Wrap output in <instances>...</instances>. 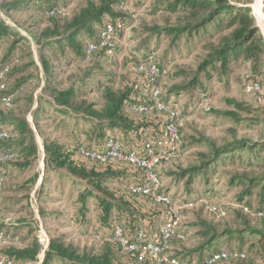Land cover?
Listing matches in <instances>:
<instances>
[{
  "label": "rangeland",
  "instance_id": "obj_1",
  "mask_svg": "<svg viewBox=\"0 0 264 264\" xmlns=\"http://www.w3.org/2000/svg\"><path fill=\"white\" fill-rule=\"evenodd\" d=\"M24 2L0 0V21L18 40H24L12 59L16 61L15 79H25L16 103L0 104V119L25 120L33 132V138L27 143L32 140L37 153L27 169L10 167L5 177L0 178V229L6 234L0 250H18L33 239L38 243V236L43 234L49 241L62 238L64 244L79 254L99 251L105 234L102 228L97 230L100 209L96 196L100 195L86 182L66 175L64 169L47 166L43 149L46 142H54L69 152L76 141L86 144L81 131L93 126L88 123L92 119L56 106L45 87L48 85L57 91L73 89L84 94L82 99L99 110L106 78L119 90L128 79L129 64L137 62H151L165 72L150 84L158 92V98L170 105L180 134L172 154L155 167L162 191L170 196L182 216L183 237L173 241L169 256L197 249L206 242L201 235L207 232L224 236L219 244L222 250L229 246L237 250L241 244L247 249L255 240L248 236V230L264 232V215L257 213L259 189L247 197V184L241 179L263 176L264 147L236 151L217 159L206 172L200 170L194 176L188 173L202 162H210L204 158L209 156L211 147L220 148L241 140L249 142L252 148L264 144V80L258 79L259 93L250 89L256 84L251 64L239 59L231 62L224 72L220 71V63L201 70L211 50L229 39L231 31L212 27L177 39L169 30L184 26L190 18L187 13L168 11L164 0H126L123 8L132 14L133 21L109 40L116 49L115 55L111 54L109 59L94 55L75 61L69 49H64L63 56L54 47L43 48L44 34L54 28V23L26 3L21 9V5L12 7ZM88 2L97 0H66L65 7L53 19L62 28ZM226 5L248 7L264 38V0H227ZM10 44H0V63ZM42 61L49 73L44 72ZM97 66L102 74L95 70ZM150 96L145 97L151 102L147 115L154 111L156 104ZM231 101L242 107L235 109ZM38 109L42 110L35 118ZM5 126L12 134L9 141L17 142L18 131L10 124ZM24 162L17 160L14 164ZM12 225H20L16 236L10 230ZM44 255L39 252L36 261L25 264H41ZM192 258L195 261L197 256ZM53 264L67 263L55 261ZM254 264H264V258Z\"/></svg>",
  "mask_w": 264,
  "mask_h": 264
},
{
  "label": "trees",
  "instance_id": "obj_2",
  "mask_svg": "<svg viewBox=\"0 0 264 264\" xmlns=\"http://www.w3.org/2000/svg\"><path fill=\"white\" fill-rule=\"evenodd\" d=\"M125 1L97 0L96 3L88 2L87 7L80 10L70 20L65 21L62 28L53 18L62 7H65L66 0H25L24 3H15L12 7L17 8L18 5H21L19 6L21 9L23 5L27 4L32 9L40 10L54 23V28L47 30L44 34V42L41 44L43 48L54 47L56 53L63 56L64 49H69L73 53L75 61H84L87 57L94 55L101 59L111 57V54H107V46L95 50L90 55H87V48L89 45L97 46L101 42V33L106 24L120 23L122 30L131 25L132 14L124 10ZM165 2L168 5V11L187 13L190 16L184 26L169 30L170 35L177 39L183 35L191 37L194 33L205 32L212 27L231 31L229 39H225L218 48L211 50L207 60L203 62L201 70L204 71L209 65L220 63V71L224 72L231 62L241 59L251 64L252 77L256 84L259 83L258 79L264 80V38L260 35L256 27V19L248 7L227 6V0H164ZM50 12L52 13L49 14ZM121 31L117 32L114 37L118 36ZM23 41V39L18 40L16 34L13 36L12 30L0 21V44L11 43L7 55L0 63V71L8 67L7 72L0 78V86H3L0 89V104L5 105V100L8 97H12L10 105L15 104L17 96L23 91L25 79H15L17 69L14 68V63L16 61L12 59L13 53L21 47ZM111 51L115 55V47H112ZM142 63L129 64L131 66L128 69V79L119 90H115L112 86L114 82L110 78H106L108 82L106 81V85L101 91L102 106L99 110L88 105L82 99L84 94L73 89L57 91L48 85L45 87V92L52 95L56 106L72 109L77 114L82 113L92 119L88 123L93 126L90 125V128L81 131L86 144H78L76 141L75 147L69 152L54 142H46L43 146L44 161L54 170L64 169L66 175L86 182L100 195L96 196L100 209L97 230L102 228L105 234L102 246L97 253L79 254L72 246L64 244L62 238L51 239L41 264H53L55 261L67 264H155V259L150 256L139 261L137 254L123 252L112 241L114 226L120 225L124 236L129 241H133L137 232L142 230L146 241L155 244L159 242L158 228L167 219L165 206L153 204L148 197L132 194L130 190L143 185L146 180L145 174L134 165L119 162L115 158H109L101 163L90 160L79 152V148H83L84 151L104 153L106 139L113 137L118 141L122 154L134 151L137 156L146 158L145 145L165 138L164 127L171 121L169 113L157 112L154 109L147 115V110L134 111L138 107L151 108V102L146 101L145 97L147 94H152L154 88L150 84L148 75L138 71V67ZM42 65L44 72L49 73L46 63L42 61ZM158 69L162 71L161 68ZM95 70L102 74L98 66ZM159 100L164 105L167 104L166 100L162 101L160 97ZM230 104L235 109L242 107L235 101H231ZM41 110L36 111L35 118L38 117ZM6 124H10L18 131L20 139L17 142L9 141L12 134L5 126ZM62 124L64 125V123ZM105 130H110L112 133L116 131L117 134L106 133ZM0 131H6L9 135L8 139L0 140V151H10L16 155L14 161L2 165L1 178H4L10 167L19 168L21 171L27 169L30 160L35 158L37 150L32 140L27 143L29 138H33V132L25 120L1 118ZM94 134L95 137H93ZM74 140L75 137H73ZM257 147H264V144H256L252 148L249 142L241 140L220 148L211 147L209 156L204 158L210 162H202L200 167L192 168L188 173L194 176L200 170L206 172L219 158H224L236 151L253 150ZM17 160H25V162L14 164ZM241 181L247 184L245 191L247 197L252 196L255 189H259L260 207L257 213L264 215V174L261 178H242ZM82 198L83 195H80L79 199ZM19 228L20 225H12L10 228L14 236ZM28 231L30 232V229ZM0 233H2L1 229ZM3 236H6L5 232ZM201 236L206 238V242L200 247L171 256V258L181 263L195 262L196 264H203L207 258L219 252H225L229 257L226 260H219L215 264H254L258 259L264 258L263 231L248 230V236L255 237V240L247 249H244L241 244L237 250L230 246L227 250L219 248L224 236L219 237L211 232ZM179 239L182 238L171 239L169 241L170 248L173 241ZM39 252L40 245L33 239L24 248L18 250L1 249L0 257L5 259V264H25L36 261ZM233 253L242 254L243 258L238 256L234 258L231 256ZM168 254H170V250ZM194 256H197L195 261L192 258Z\"/></svg>",
  "mask_w": 264,
  "mask_h": 264
},
{
  "label": "built area",
  "instance_id": "obj_3",
  "mask_svg": "<svg viewBox=\"0 0 264 264\" xmlns=\"http://www.w3.org/2000/svg\"><path fill=\"white\" fill-rule=\"evenodd\" d=\"M50 12L49 14H51ZM122 30V25L120 23L106 24L101 33V42L96 45H89L87 48V55L92 54L95 50L108 47L107 54H112L111 48L113 47L109 41L115 36V34ZM8 67H5L0 71V78L7 72ZM139 72H145L149 81L152 83L161 75H164V71H160L153 63L144 62L138 67ZM3 86H0V89ZM251 90L260 92L258 84H253L250 87ZM153 100H156L154 104V109L157 112L169 113L171 116V121L164 127L166 136L165 138L157 139L155 142L147 143L145 145L146 158H141L135 154L134 151H130L127 154H122L120 152V146L116 139L113 137H108L105 141V152L96 153L92 151H84L83 148H79V152L90 160H96L104 163L109 158H115L119 162L129 163L134 165L138 169H141L146 176V180L143 185L131 188L132 194H137L139 196H146L150 199L153 204H161L165 206V213L167 216L166 221H164L158 228L159 242L157 244L146 241L142 230L137 232L133 241H129L128 238L124 236L123 229L120 225L114 226L112 241L117 244L123 252L130 254H137L138 260L144 259L146 256H150L155 259V264H196L195 262H179L176 259L171 258L168 252L170 250L169 241L173 238H182L180 233V220L182 218L181 213L176 209L172 202L170 196L163 192L161 189L160 180L155 172V167H157L163 160H166L172 152L175 150L176 145L180 140V134L177 124L175 123V116L172 113V109L169 104L164 105L160 102L158 98V92L155 88L150 94ZM12 97H8L5 100V105L9 106ZM154 103V102H153ZM134 111L142 112L146 111V108L138 107ZM9 135L6 131H0V140H6ZM16 158V155L10 151H0V178L2 165L6 162H12ZM5 237L0 233V243L4 242ZM38 243L40 245V252L44 254L49 245V239L47 236L40 234L38 236ZM232 257L243 258L242 254L236 255L231 254ZM229 255L225 252H219L218 254L212 255L207 258L203 264H215L219 260L228 259ZM0 264H5V259L0 257ZM9 264V263H8Z\"/></svg>",
  "mask_w": 264,
  "mask_h": 264
},
{
  "label": "bare ground",
  "instance_id": "obj_4",
  "mask_svg": "<svg viewBox=\"0 0 264 264\" xmlns=\"http://www.w3.org/2000/svg\"><path fill=\"white\" fill-rule=\"evenodd\" d=\"M257 8V11L259 12V8L258 7H256ZM259 14V13H258ZM264 26V25H263Z\"/></svg>",
  "mask_w": 264,
  "mask_h": 264
}]
</instances>
